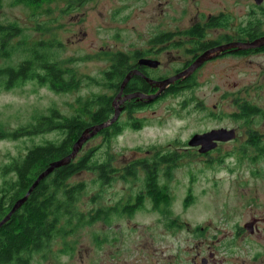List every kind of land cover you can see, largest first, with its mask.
Returning a JSON list of instances; mask_svg holds the SVG:
<instances>
[{
  "label": "rangeland",
  "instance_id": "374dc122",
  "mask_svg": "<svg viewBox=\"0 0 264 264\" xmlns=\"http://www.w3.org/2000/svg\"><path fill=\"white\" fill-rule=\"evenodd\" d=\"M222 1L83 0L75 4L72 12L65 14L62 10H65L66 0H43L36 11L23 5L12 6L11 0H0V22L16 20L33 38L43 32L45 38L55 36L64 47L62 58L76 59L69 62V66L78 76L99 79V83L88 80L89 84L66 93L33 83L2 90L0 126L10 130L27 122L34 109L41 111L53 106L71 115L80 109L78 99L108 96L112 91L105 88L102 75L114 53L124 51L129 44H138L140 34L186 29L198 7L235 9L233 0ZM44 22L47 26L43 31L31 30ZM246 22L243 20L242 24ZM230 26H234V21ZM178 54L185 56L183 48L160 56L174 55L177 60ZM166 60L161 71L170 68V62L175 61ZM198 78L199 87L186 90L184 96L179 97L180 101L195 98V105L191 103L179 109L177 99H162L152 106L153 110L142 113L150 120H161L159 124L144 127L140 132H126L119 144L107 149L110 163L112 153L109 151L115 154L113 163L117 168L135 158H150L152 152H157L158 156L174 153L170 163H149L154 164L151 170L155 181L161 186L167 185L160 190V198H163L155 205L148 196H140L146 194L147 187L146 171L140 167L135 168L133 176L114 177L102 187L92 183L96 174L78 172L69 179V183H87L86 193L81 194L77 204L78 210L88 216L90 212L106 209L107 215H101L99 220L77 228L70 235L57 238L46 250L34 254L30 264H189L190 258L206 254L203 239L206 227L210 226L207 233L212 236L214 226L222 225L224 231L230 232L235 223L241 226L253 218L264 219V156L254 160V150L243 151L245 147L242 146L248 129L264 133V51L224 57L206 64ZM224 91L228 97L220 100L223 111L234 109L235 97L238 103L253 104L261 110L243 115L242 137L214 153L217 158L224 159L206 161L181 146L193 131L216 124L210 113L198 108L201 103L210 108ZM225 123L237 125L230 119ZM55 136V133H45L33 139L41 142ZM24 139L25 142L0 139V165L8 161L7 154L16 156L24 144H29L28 139ZM172 142H177L173 149L165 147ZM86 150L82 149L79 154ZM104 150L106 148L97 149L96 160L102 158L99 155ZM138 196L146 201L141 207L133 206L130 212L111 211L113 204L119 209ZM172 223L179 226L172 227ZM243 235L249 234L246 231ZM243 262L247 264L249 259L246 257Z\"/></svg>",
  "mask_w": 264,
  "mask_h": 264
},
{
  "label": "trees",
  "instance_id": "16d2710c",
  "mask_svg": "<svg viewBox=\"0 0 264 264\" xmlns=\"http://www.w3.org/2000/svg\"><path fill=\"white\" fill-rule=\"evenodd\" d=\"M66 1L65 10L62 11L68 14L73 11L75 4L83 0ZM43 3V0L10 2L12 6L23 5L35 11ZM43 24H38L31 30L43 31L47 26L45 22ZM44 34L45 32L42 35ZM42 35L33 38L27 33L25 26L22 27L16 20L0 22V91L33 83L57 93H66L78 90L86 83L89 84V81L99 83V79L91 77L88 81L78 76L75 69L69 66V62L76 59L62 58L64 48L62 42L55 36L45 38ZM118 55V64L114 69L104 72L105 88L112 85L118 87L125 74L127 57L122 53ZM96 99L93 95L91 100L89 98L81 100L83 107L79 110L84 108V114L94 115L93 118L98 123L106 122L108 119L105 112V115L102 111L92 112ZM105 101L106 99L103 100ZM106 108L107 105L102 110L105 111ZM246 109L250 110V115L261 110L251 105ZM62 114L54 106L41 111L34 109L24 124L10 130L0 126V139H22L25 142L24 138H27L29 141L28 145L24 144L23 149L19 150L18 155L7 154L8 161L0 165V219L6 215L13 203L26 193L38 174L50 162L71 152L79 131L86 122L84 118L76 115V112L66 114L68 116L64 126L66 137H63ZM108 129L106 126L105 131ZM45 133H55L56 136L53 139L35 142L34 137ZM96 152L97 149H88L79 156L77 154V158L54 169L36 184L27 200L0 226V264H30L34 254L46 250L57 238L70 235L77 228L99 220L101 215H107L106 209L90 212L88 216L80 212L77 204L81 194L86 193L87 183L83 181L69 183V179L81 171L96 174L97 178L92 180V183H98L100 187L113 179L111 173L119 170L112 168L107 149L99 155L102 157L99 160L95 159ZM135 171L133 164L125 168V173ZM150 181L153 184L154 177L146 180L148 183ZM151 198L156 205L163 197L160 198L158 193H152ZM172 225L179 226L173 223Z\"/></svg>",
  "mask_w": 264,
  "mask_h": 264
},
{
  "label": "flooded vegetation",
  "instance_id": "af4514ba",
  "mask_svg": "<svg viewBox=\"0 0 264 264\" xmlns=\"http://www.w3.org/2000/svg\"><path fill=\"white\" fill-rule=\"evenodd\" d=\"M233 3L235 5V9L233 10L229 9L227 6H222L215 10L198 7L195 11L194 17L190 18V26L186 29L168 31L160 30L153 33L140 34L137 36L138 44H129L124 51L114 53L111 64L104 72L109 70L112 71V69H114L118 64V54L122 53L127 57V66L124 70L125 74L118 87L112 85L107 88V90L112 91L111 94L108 96L96 97V100H99V102L95 100L92 112L96 113L102 111L103 115H105V113L107 114L108 120H110L115 115V112H117L116 118L107 125L109 127L107 131H105L104 127L89 136L92 132L91 127L99 123L94 120V115H85L84 108L81 110H75L76 115L84 118L86 122V125L83 126L77 136L79 137L83 133L87 135V139L84 141L81 149L106 148L109 150L113 145L115 146L121 142V139L126 132H140L144 127H152L153 125L159 124L161 120H150L149 116L147 117L142 113L149 109L153 110V105L156 103L158 104L162 99L168 97H172L171 99H177L176 102L179 109L184 108L191 103L195 105L197 99L191 97L190 99L183 98L188 100L180 101L181 99L179 97L180 95L184 96L186 90H192L199 87L198 85L201 84V81L199 80L198 75L206 64L224 57H240L243 54L262 53L264 51V45L247 48L245 50L239 49L235 46L221 49L222 46L227 44L249 42L264 37V0H247L246 2L244 0H233ZM243 20L247 22L242 24ZM232 21H234V26H230V22ZM252 36L254 38H251ZM181 48H183L185 56L182 57L178 54L176 57L177 60H175L174 55H167V57L163 58L160 56L161 54H171L173 49L178 50ZM205 53H207V55L202 62L179 79L169 83L160 93H157L165 79L186 70L200 55ZM145 59L157 61V64H146L143 62ZM166 59H173L175 61L170 62V68L161 71L162 65L165 62H168ZM104 72L102 75L103 78ZM127 75L129 76L127 82L124 86H121ZM235 85L236 83H234V86ZM136 93H142L151 98H140L138 96L131 97L132 94ZM154 94L156 95L153 96ZM226 97H228L227 92L224 91L220 93L215 104H212L210 108L204 103L200 104L198 109H204L207 113H210V116L213 117L212 120H215L214 122H216V124L208 126L202 130L193 131V133L186 138L185 142H183L181 149L191 150V153L202 156L206 161L215 162L217 159L225 158H217L214 153L222 147L236 143L242 137L241 122L245 117H243V115H250V110L246 109V107L249 105L253 106V104L248 103L240 104L235 97L234 109L226 112L223 111V107L221 106L222 102L220 101ZM89 99L91 100L92 97H89ZM104 99H106L105 102H103ZM78 101V104L81 105L80 107H83L81 99H78ZM100 102H102V104ZM106 105V110H102ZM256 109L258 108L256 107ZM62 115L64 120V123H62L63 137H66V128H64V126L65 119H67L68 116L64 113ZM226 119L234 120L237 125H227L225 123ZM218 129H232L234 137L227 141H212L215 142V145L203 153L199 152L201 145L191 146L188 144V141L194 135H201ZM247 132L248 133L245 137L246 140H244L242 144V146L245 147V149L242 147L243 151L246 149H253L254 153L252 157L254 160L264 156V133L251 131L250 129H248ZM176 143L177 142H172L171 145L165 147L173 149L172 146ZM159 144L162 145V143ZM109 153H112V168L118 169L119 171L117 172H120L117 173L114 171L111 173L113 178L133 176L134 173H124L126 168L125 164H133L136 169L140 167V169L146 171V179L154 177V180L155 175L151 170V167H153L154 164L152 166L149 163H170L173 161L174 156V153L161 154L158 156L157 152H152L150 154L152 157L150 158H135L134 160L126 162L120 168H117L113 163V157H116L115 154L111 151H109ZM146 159H149L150 162L146 161ZM145 165H147V169L145 168ZM145 186H147L144 189L146 194H141L140 196H148L147 199L153 203L154 201L151 198V194H161L160 190L167 187V185L161 186L156 181L153 182V184L151 181L149 183L145 181ZM140 196L134 197L132 201H127L122 204L119 209L117 204H113L110 206L111 211L130 212V209L133 206L136 208L141 207L144 200H142ZM211 223L212 221L209 222V225ZM209 228L210 226L206 227V235L203 238L205 239L204 250L206 251V254L201 258H190L189 264H246L243 262L246 257L249 259L247 264H264V219L256 220L253 218L252 221L245 222L241 226L235 223L230 228V232L224 231L222 225L219 227L214 226L215 231L212 233V236L210 232L207 233ZM246 231L249 235L244 237L243 234Z\"/></svg>",
  "mask_w": 264,
  "mask_h": 264
},
{
  "label": "water",
  "instance_id": "95a60500",
  "mask_svg": "<svg viewBox=\"0 0 264 264\" xmlns=\"http://www.w3.org/2000/svg\"><path fill=\"white\" fill-rule=\"evenodd\" d=\"M261 45H264V37H260V38L254 39V40L249 41V42H239V43L227 44V45L222 46L221 49H224V48L230 47V46H235V47H238L239 49H243L244 50V49H247V48L258 47V46H261ZM206 55H207V53L200 55L195 60V62L192 65H190V67H188L186 70H184L181 73L176 74V75H174V76H172L170 78L165 79L162 82L161 86L159 87V90L157 91V93H160L161 90L165 86H167L169 83H172L174 80L179 79L184 74L189 72L192 68L197 66L200 62H202L205 59ZM143 62L146 63V64H149V65H156L157 64V61L150 60V59H145ZM128 78H129V76L127 75L126 78L123 80L121 86L125 85V83L127 82ZM156 94H154L153 96H155ZM133 96H138L140 98H144V97L151 98L150 96H145L142 93L132 94L131 97H133ZM116 115H117V112H115V115L110 120L92 126L91 127L92 132L89 134V136L93 135L94 133H96L100 129H103L109 123L114 121V119L116 118ZM233 137L234 136H233V130L232 129H218V130L210 131L208 133H204V134H201V135H194L188 141V144L191 145V146L201 145V147L199 148V152L203 153V152L209 150L211 147H213L215 145V142H212V141H227L229 139H232ZM86 139H87V135H85V133L81 134L78 137V139H76V141L74 142V144L72 146V150H71V152L68 155L50 162L48 164V166L42 172H40L38 174V176L36 177L34 182L31 184V186L28 188L26 193L21 198L17 199L13 203L12 207L10 208V210L6 213V215L0 219V226H2V224L5 223L10 218V216L18 208H20V206L27 200V198H28L29 194L31 193L32 189L36 186V184L40 180H42L44 177H46L48 174H50L54 169L68 164L72 159H74L76 157V155L78 154L79 150L81 149V147H82V145H83V143H84V141Z\"/></svg>",
  "mask_w": 264,
  "mask_h": 264
},
{
  "label": "bare ground",
  "instance_id": "6f19581e",
  "mask_svg": "<svg viewBox=\"0 0 264 264\" xmlns=\"http://www.w3.org/2000/svg\"><path fill=\"white\" fill-rule=\"evenodd\" d=\"M245 50V49H244Z\"/></svg>",
  "mask_w": 264,
  "mask_h": 264
}]
</instances>
